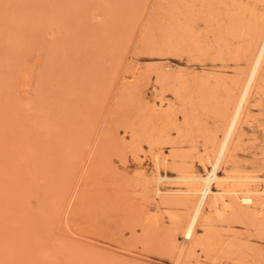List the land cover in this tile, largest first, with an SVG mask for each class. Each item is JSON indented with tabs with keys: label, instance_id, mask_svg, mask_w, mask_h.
<instances>
[{
	"label": "rangeland",
	"instance_id": "rangeland-1",
	"mask_svg": "<svg viewBox=\"0 0 264 264\" xmlns=\"http://www.w3.org/2000/svg\"><path fill=\"white\" fill-rule=\"evenodd\" d=\"M262 19L264 0H0V264H264V217L205 208L184 243L190 202L150 178L153 153L203 173ZM261 69L231 173L264 176Z\"/></svg>",
	"mask_w": 264,
	"mask_h": 264
},
{
	"label": "bare ground",
	"instance_id": "bare-ground-1",
	"mask_svg": "<svg viewBox=\"0 0 264 264\" xmlns=\"http://www.w3.org/2000/svg\"><path fill=\"white\" fill-rule=\"evenodd\" d=\"M251 30L254 45L250 61L248 59L247 71L237 82L234 81L238 88L237 95L222 108L221 135L214 143L215 147H213L212 153L210 152L211 155L208 152L207 155L198 159L200 165L203 166V173L196 171L193 167H188L182 173L169 177L165 171L162 173L158 167L159 161L165 163L166 159L163 156L160 157L159 153L152 154L155 169L150 178L154 194L160 197L164 196V198L165 196L179 197L190 202L181 228L184 243H191L194 240L196 229L204 218L205 208H208L215 218H221L226 210L231 209V205L236 203L240 206L238 210L250 209L254 216L264 217V176L241 172L231 173L222 167L227 161L234 141H236L240 124L246 116L250 94L257 84L264 64V19ZM167 68L166 65L160 67L156 74L157 81L163 82L172 78L167 72ZM227 104L230 105V108ZM164 181L177 182L178 185L175 188L161 190L160 183ZM189 248V251H194V245ZM195 264H201L199 259L195 260Z\"/></svg>",
	"mask_w": 264,
	"mask_h": 264
}]
</instances>
